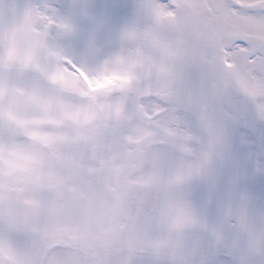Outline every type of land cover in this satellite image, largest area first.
<instances>
[{
	"label": "snow or ice",
	"instance_id": "6c2138e0",
	"mask_svg": "<svg viewBox=\"0 0 264 264\" xmlns=\"http://www.w3.org/2000/svg\"><path fill=\"white\" fill-rule=\"evenodd\" d=\"M0 264H264V0H0Z\"/></svg>",
	"mask_w": 264,
	"mask_h": 264
}]
</instances>
